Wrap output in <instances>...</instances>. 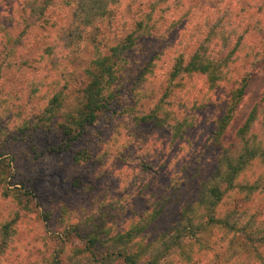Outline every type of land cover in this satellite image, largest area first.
Instances as JSON below:
<instances>
[{"label": "rangeland", "instance_id": "1", "mask_svg": "<svg viewBox=\"0 0 264 264\" xmlns=\"http://www.w3.org/2000/svg\"><path fill=\"white\" fill-rule=\"evenodd\" d=\"M33 1L37 0H0V102L7 103L0 108V160L10 165L7 183H0V229L14 222L12 234L6 239L8 247L0 252V264H56L57 261L70 264L74 250H84L91 233L99 232L104 237L108 231L114 235L128 230L148 210V196L159 195L173 178L186 179L187 187L181 193L182 204H174L166 216L145 232L148 240L154 239L172 225L183 207L196 200L217 167L219 151L211 141L212 134L231 86L212 88L206 76L184 75L172 80L171 74L176 64L181 61L186 64L190 60L220 21L228 23V0H185L182 6L179 0H146L145 5L134 8L133 13L126 10V17L138 16L149 26L151 35L139 39L121 63V79L126 90L122 108L133 106L132 82L151 64L144 77L149 79L151 73L155 75L154 84L146 86L153 98L135 106L134 116L148 114L163 97L171 111L185 113L191 118L190 125L176 139L168 125H138L130 114H104L86 130L72 150L59 128L51 125V121H43V109L54 94L66 87L79 89L87 83L84 72L96 55L93 40L95 43L102 40L99 44L102 53L114 45L118 37L126 33L120 21L123 11L94 25L85 44L57 63L67 68L52 74L56 85L46 88L47 57L42 52L46 46H55L57 41L68 42L66 37L79 2L51 0L49 9L40 17L38 12L31 14ZM243 8L246 9L241 12L243 16L251 13L253 20L260 15L264 23V0H235L233 12ZM148 14L151 19L144 20L143 16ZM220 29L225 31L223 26ZM239 30L244 32V28ZM261 38L246 35L234 51L236 55L230 57L229 64L234 71L237 69L238 78L244 75L243 66L254 59L252 55L257 52L254 50L259 47ZM17 41L23 48L12 57L6 55L4 52L17 47ZM237 42L235 36L220 54L218 36L213 35L207 51L213 52L215 48L216 57L224 58ZM8 61L17 66L8 64L10 67H7ZM170 86L172 95L165 98ZM212 96L214 103L207 102ZM262 96L264 66L251 82L226 142ZM205 105L207 108L203 109ZM131 133L132 138L127 139ZM257 135L263 137L262 128L257 129ZM78 152L84 154V159L75 162L73 155ZM154 153L156 157L152 161ZM263 174L259 162L251 163L237 179L235 189L224 198L218 214L226 213L236 204V199L242 201L249 193L247 186L264 184ZM251 199L241 202L242 208L264 216V192L255 193ZM223 235V231L209 229L202 239L217 250L219 245H226L221 242ZM203 248L197 243L194 250L198 252ZM99 250L106 251V248ZM206 252H210L209 248ZM259 254L264 257V247L259 248ZM251 255L257 254L252 252ZM83 256L91 257L89 252H84ZM170 264L184 263L174 258Z\"/></svg>", "mask_w": 264, "mask_h": 264}, {"label": "trees", "instance_id": "2", "mask_svg": "<svg viewBox=\"0 0 264 264\" xmlns=\"http://www.w3.org/2000/svg\"><path fill=\"white\" fill-rule=\"evenodd\" d=\"M39 1L42 4H39ZM75 1L79 3L73 12L75 19L72 21L70 32L66 37L68 42L57 41L55 46H46L42 52V55L47 57L45 62L48 71L46 88L56 85L54 78H51L52 74H57L59 70L65 71L67 68L64 64L57 63L63 62L85 44L94 25H99L111 14L116 16V13L121 10L123 17L120 21L126 33L119 36L114 45L108 46L105 53L99 52V44L101 45L102 40L95 43L94 39L96 55L84 72L87 83L79 89L66 87L67 92L64 90L54 94L43 109V121L48 123L51 121V125L59 128V133L63 135L70 150L73 149V145L80 143L86 130L92 127L102 115L124 116L130 114V116H134L135 106H141V101L153 98L146 86L153 85L155 81V75L152 73L149 79L144 77L146 68L151 66L149 64L143 73L132 82L130 97L132 103L134 102L133 106L122 108V97L125 96L126 90L121 79V63L125 56L131 53L139 39L151 35L149 26L139 20L138 16L127 18L125 14L126 10L133 13L134 8L144 6L146 0ZM184 1L179 0V6L184 5ZM51 2V0L33 1L30 6L32 7L31 14L38 12L41 17L49 9ZM234 4L235 0L226 2V8L229 10L226 18L228 23L223 24L220 21L206 36L204 42L199 45L190 60L186 64L184 61L176 64L171 74L172 80L184 77V75L195 74L206 76L212 88L231 86L222 115L212 134L211 141L219 151L215 173L204 184V190L196 200L187 207H183L172 225L154 239L148 240L145 232L166 216L174 204H182L181 193L187 187L186 179L173 178L168 187L159 195L153 193L148 196V210L128 230L120 231L114 235H111L110 231L104 232V237L100 236L99 232L91 233L88 238L89 244L85 249L74 250V255L70 257V264H170L174 258L184 264H264V257L259 254V248L264 247V216L241 206V202L244 200H253L251 198L253 195L255 196V193H263L264 184L247 186L246 189L249 193L242 201L236 199V204L232 208L222 216L218 214L219 206L224 198L235 189L237 179L251 163L259 162L264 170V96L251 109L234 136L229 141H225L251 82L260 74L264 66L263 20L259 18L260 15L252 20L251 13L248 16H243L241 12L246 10L244 8L241 11L233 12ZM247 5L249 6V4ZM143 17L144 20L151 19L150 14ZM238 19L240 20L239 24H237ZM24 22L26 21L24 20ZM126 24L127 26H125ZM236 25L237 28H232ZM220 26L225 27V31L221 30ZM239 28H244V32H241ZM213 35L218 36L220 54H222L223 48H227L229 43L233 42L235 36L239 42L228 53V56L217 58L214 53L215 48L213 52L207 51ZM246 35L252 36L253 39H258V36L262 38L261 41H258L259 47L254 50L257 52L252 55L254 59L243 66L244 75L238 78L235 74L237 69L234 71L229 64L231 63L230 57L236 55L234 51L241 46ZM102 39L105 38L102 36ZM16 48L17 50H15ZM16 48L4 53L11 57L16 55L18 49L23 48L22 43L17 41ZM251 53L253 54V52ZM19 59L22 62V58ZM12 61H8L6 66H17ZM23 62L26 61L23 60ZM22 64H18V67ZM143 82L146 83L145 86H143ZM171 88L172 86L165 91V98L172 95ZM175 97H178V93ZM208 99L207 102L214 103V96ZM6 104L5 100L1 101L0 108ZM163 106L167 107V104L162 97L148 114L136 115L134 121L138 125L152 124L154 127L168 125L176 139L183 129L190 125L191 118L185 113L171 111L168 107L166 109ZM202 108H207V105ZM173 119L177 122L174 124L168 122ZM261 128L263 137L257 135V129ZM132 136L131 133L126 137L131 139ZM83 157L84 154L78 152L73 155V160L79 162L84 159ZM155 157L156 153L153 154L152 161ZM149 165L147 169L150 170ZM9 167L6 160H0V183H7ZM13 224L14 222L6 223L0 229L2 235L0 252L8 247L6 239L12 234ZM209 229L223 231L225 235L221 242H226V245L217 244L219 245L217 250L213 246H207L202 237ZM197 243L202 248L204 247L203 250L195 252ZM100 247L106 248V251H100ZM208 248L210 252H213H206ZM84 252H89L91 257H82ZM252 252L257 255L251 257ZM91 258L93 260L89 261ZM86 261L89 262L86 263ZM56 264H60V262L57 261Z\"/></svg>", "mask_w": 264, "mask_h": 264}]
</instances>
